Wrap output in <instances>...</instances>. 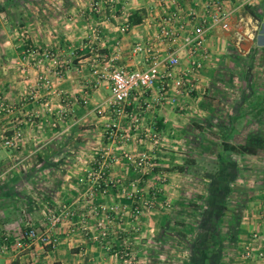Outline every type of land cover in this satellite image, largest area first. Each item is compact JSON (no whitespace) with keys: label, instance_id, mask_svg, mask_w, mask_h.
Instances as JSON below:
<instances>
[{"label":"crops","instance_id":"crops-1","mask_svg":"<svg viewBox=\"0 0 264 264\" xmlns=\"http://www.w3.org/2000/svg\"><path fill=\"white\" fill-rule=\"evenodd\" d=\"M250 1L249 4L225 1L227 7L234 8L231 29L216 28L209 33V56L195 74L189 92L174 101L170 97L156 101V91L152 90L151 94L132 97L121 114L94 112L93 107L109 94V89L104 80H95L89 70L113 52L116 64L126 68L144 67L142 55L131 54L130 46L135 40L149 38L154 18L164 8H170L171 3L118 0L116 17L107 18L102 12L83 16L87 6L75 1L67 5L74 9V25L69 34L51 37L48 31L43 36L32 31L25 38L27 46L20 44L17 34L10 33L6 40L0 17V100L9 106V110L0 111V134L9 133L13 127L20 130L16 146L0 145V233L12 238L5 243L8 248L0 250V264H7L13 258L17 264H121L112 248L92 236L97 230L93 224L96 219L117 216L107 209L109 205L116 206L119 214L118 223H110L109 230L113 233L114 227L119 226L121 234L136 250L137 264H195L194 258L198 257H191L193 248L189 247L187 258L181 256L178 251L183 250L178 247L182 245L175 246L164 236L170 233L166 229L175 216L148 208L132 218L128 211L131 202L128 189H147L155 182L156 175L173 172L166 168L167 159L176 161L167 156L172 149L169 143L174 140L171 134L185 132L194 136L198 131L195 117L201 114L202 121L207 120L202 129L204 137L216 133L211 121L226 119L236 122L232 135L240 137L238 143L227 140L229 144L238 147L249 133L264 136V128L245 127L249 120L264 123V0ZM52 4L58 8L64 6L61 0L46 6L50 9ZM133 10L138 13L139 21H130L128 13ZM121 23L126 24V30L119 29ZM234 28L242 33L238 42ZM159 45L162 50L167 49L165 44ZM47 47L53 51L49 55L41 54ZM62 65L63 73L52 77L51 85L38 82L39 74L48 75ZM219 89L225 94L234 91V100L229 103L232 106L224 111L218 110V104L214 103L213 95ZM104 121L113 123L112 135L104 129ZM154 129L159 134L156 143L149 135ZM217 135L231 134L220 131ZM209 138L205 143L207 151L216 147ZM142 149L152 157V167L138 175L127 154ZM101 161L107 163L108 175L116 179V186L85 197L91 182L85 174L95 171ZM233 163L235 172L227 183L226 194L230 183L239 175V163ZM169 183V180L164 183L165 189ZM255 195L258 197L260 193ZM62 202L70 204L72 214L52 228L58 236L54 246L35 240L16 245L25 219L36 226H45V213ZM101 206L105 209L101 210ZM240 229L241 236L249 231L256 234L250 242L240 241V248L249 244L254 255L264 243V202L257 204L249 215L245 230ZM215 245L203 247L199 264L224 262L221 255L214 257L208 250L213 246L219 252L220 243ZM255 261L263 263L260 259Z\"/></svg>","mask_w":264,"mask_h":264},{"label":"built area","instance_id":"built-area-1","mask_svg":"<svg viewBox=\"0 0 264 264\" xmlns=\"http://www.w3.org/2000/svg\"><path fill=\"white\" fill-rule=\"evenodd\" d=\"M126 2V0H123ZM158 2L171 3L170 8H164L159 16L153 20V29L148 39L135 40L130 46L131 54H141L144 67L126 68L114 63L115 52L101 58L100 64L94 65L90 73L95 80H104L107 83L109 94L100 99L93 110L96 114L102 115L105 112L121 114L125 105L131 103L134 96L151 94L156 91L154 99L161 101L164 97H170L174 101L176 97L189 92L194 86V77L197 71L206 62L210 50L207 44L209 33L216 28L223 30L231 29L230 17L233 9L226 6V0H157ZM249 4L250 0H240ZM118 0H94L90 6L93 12L99 13L106 6L107 18H115L118 10ZM236 6L238 4H235ZM120 30H126V24L119 25ZM235 41L242 38V33L237 28L233 29ZM159 43L165 44L167 49L162 50ZM41 54L49 55L48 50H42ZM64 65L52 69L48 75L39 74L37 80L44 85H51L52 77L60 76L64 71ZM182 109L180 105H177ZM9 110L0 100V111ZM103 127L108 135L114 132L113 123L104 121ZM153 143L159 140L156 129L149 134ZM20 130L13 127L7 134H0V145L4 147L16 146L19 140ZM134 171L144 174L152 167V157L145 149L136 154L128 155ZM106 162L101 161L95 171H87L85 176L90 178V185L87 188L86 196H91L94 191L104 192L116 186V179L108 175ZM133 184V183H132ZM133 191V190H132ZM131 202L128 207L132 218H137L142 210L152 202V195L142 196L136 191H128ZM155 191H152V194ZM117 207L109 205L107 209L112 212ZM101 210L105 207L101 206ZM72 208L69 203L62 202L45 213L47 224L36 226L27 219L24 220L20 229L16 245L26 241H37L43 244L54 246L58 242V236L54 231L57 224L69 219ZM116 217L98 218L93 224L96 231L93 238L102 241L107 247L113 249V253L120 260L121 264H137L138 257L135 248L129 244L121 229L110 232V223L119 221ZM118 223V222H117ZM114 224V223H113ZM137 230V228L134 226ZM253 235H256L255 233ZM244 255L249 254V249L244 247ZM251 250V249H250ZM256 260H263L264 264V243L255 250ZM244 264H247L246 262Z\"/></svg>","mask_w":264,"mask_h":264},{"label":"rangeland","instance_id":"rangeland-1","mask_svg":"<svg viewBox=\"0 0 264 264\" xmlns=\"http://www.w3.org/2000/svg\"><path fill=\"white\" fill-rule=\"evenodd\" d=\"M11 1L0 0V6H4V10L0 11V17L3 18V33L4 36L7 35L6 40L10 38V33L17 34L20 36L19 41L23 46H27L25 38L31 35L32 31H36L39 36H43V32L48 31V36L51 37L60 36V33L62 35L69 34L70 28H73L74 25L72 20L74 9H69L70 6H67L69 3L82 1L87 6L83 10V16L90 17L91 13H96L90 9L94 0H61L64 6L58 8L52 4L50 9L46 4L54 2V0H13L14 3L10 4L9 2ZM101 12L107 15L106 6L101 9ZM6 16L9 21H6ZM43 16H46V18H43ZM66 30L69 32L67 33ZM47 48L49 52L53 51L52 48ZM199 92L202 93V90ZM232 93H234L233 90H229L225 94L220 89L215 92L213 98L215 99L214 103L218 104V110L224 111V108L232 106L231 104L229 107V103L234 100ZM201 115L200 117H195L197 121L194 122L198 131L194 136L190 137L185 132L183 134H171L174 140L169 143L172 145V149L169 150L171 152L167 156L168 158L174 157L176 161L171 162L167 159L166 168L173 170V172L168 175L167 172L156 175L154 178L155 182L153 181L150 187L144 190L138 188L139 190L136 192L142 196H153L150 205L143 210L155 208L157 211L161 210L164 213H170L175 216L172 217L171 225L166 229L170 233L164 236L166 240L173 241L175 246L181 244L183 248L180 246L178 248L182 249L183 252L180 250L178 252L181 256L187 258L190 251L189 247L195 249L197 246L196 241H194L196 234L199 232L197 222L200 214L206 208L207 186L211 173L215 170L219 158L228 157L232 162L237 161L240 167L239 175L236 181L230 183V191L225 195L222 215L219 218L217 217L216 237L217 242L220 243L219 252L213 246L208 250L214 254V257L221 255V260L224 261L221 264H244L245 262L247 264H256V258L252 252L253 249L248 246L249 244H244L240 248L243 240H245V243L250 242L256 235L249 231L246 235L241 236L242 233L238 230H241L240 228L245 230V224L246 226L249 224V215L257 204L264 202V149L259 148L254 153L241 150L222 151L219 145L222 139L229 140L230 143H238V139H240V137L234 136V133L232 135L236 122L233 119L211 121V128L214 132L218 134L220 131H226L231 135L219 136L213 133L209 138L203 136L202 129L206 125L207 120L202 121L203 117ZM263 124L259 121L249 120L245 122V127L263 130ZM169 138L167 139L168 141ZM208 138L211 139L212 145L216 146L211 148V151H207L205 147ZM168 141H165V143L168 144ZM191 145L194 146L192 147ZM184 159L187 160L185 169L183 172H178L179 170L174 168L173 165L184 162ZM168 180L170 183L165 189L166 184L164 183L168 182ZM257 188H259V191ZM128 191L133 192L130 188ZM152 191L155 192L152 194ZM144 192H147V194H144ZM164 192L167 195H163ZM258 192L260 196L257 197L255 194ZM115 214L119 216L118 213ZM11 240L12 238H9L8 234L0 233V250L7 249L8 247L5 243L7 244V241ZM211 245L216 246L212 243ZM244 247L249 249L248 255L243 254ZM195 250H197V247ZM193 256L194 254L191 253V257ZM212 264H214V261H212Z\"/></svg>","mask_w":264,"mask_h":264},{"label":"trees","instance_id":"trees-1","mask_svg":"<svg viewBox=\"0 0 264 264\" xmlns=\"http://www.w3.org/2000/svg\"><path fill=\"white\" fill-rule=\"evenodd\" d=\"M9 3L12 4V3H14V1L12 0ZM3 10H4V6H0V11H3ZM128 17H129L130 21H133V22L139 21L138 13H136L135 10L129 12ZM5 19H6V21H9L7 16L5 17ZM220 145H221L222 151L241 150L244 152L254 153L257 150H259V148L264 149V136L259 135V134H254V133L250 134L249 133L244 138V141L242 143L238 144V147H236L233 144H229L224 139H222L220 141ZM219 160L221 161V164H219V163L217 164L215 170H213L210 177L213 175H216V176H218V178H220L219 179L220 181L218 180V182L212 188V192H211L212 197H208L209 199H207V196H206V204L208 206H206L205 212H206L207 208H208L207 211H209V210L211 211V218H210L211 223L208 226V230H207L208 233L203 239V245L200 247H197V250L200 251L201 256L204 255V250H203L204 246H208L211 243L212 244H218L217 237H216L217 236L216 224H217L218 218L221 217V215H222L223 207L225 204V195H226V190H227V183L231 179V177L233 176V174L235 172L234 163L232 161H230L228 157H226L224 159L222 158V160H221V158H219ZM186 161L187 160L184 159V162L174 164L173 167L179 171H183L185 169ZM210 181H211V178H210L209 182ZM203 212H204V210H203ZM197 240H198V238H197ZM194 263L199 264V262L196 258H194ZM7 264H17V259H15V258L10 259Z\"/></svg>","mask_w":264,"mask_h":264},{"label":"flooded vegetation","instance_id":"flooded-vegetation-1","mask_svg":"<svg viewBox=\"0 0 264 264\" xmlns=\"http://www.w3.org/2000/svg\"><path fill=\"white\" fill-rule=\"evenodd\" d=\"M210 178H211V181L208 182V186H207V199H209L208 197H212V195H211L212 188L220 179L216 175H213ZM206 206H208V205L206 204ZM207 210H208V208H207ZM207 210H206V212L204 210L205 213L203 212L200 214L199 221L197 222L199 232L196 234V237L194 240V241H196V244H197L196 247H200L203 245V239L207 235L208 226L211 223V219H210L211 218V211L210 210L207 211ZM197 238H198V240H197ZM193 254H194V256L198 257L197 260H198V262H200V260L202 258V257H200V255H201L200 251L195 250Z\"/></svg>","mask_w":264,"mask_h":264}]
</instances>
